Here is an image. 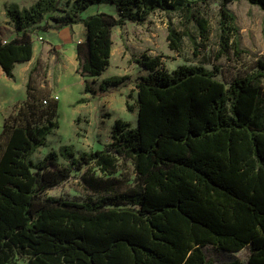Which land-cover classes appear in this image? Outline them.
Returning <instances> with one entry per match:
<instances>
[{"label":"trees","instance_id":"1","mask_svg":"<svg viewBox=\"0 0 264 264\" xmlns=\"http://www.w3.org/2000/svg\"><path fill=\"white\" fill-rule=\"evenodd\" d=\"M61 1L5 9L16 32L5 43L0 38V67L7 77H13L16 63L31 59L32 33L42 21L45 30L85 26V38L76 44V72L86 78L108 67L113 28L143 24L152 11H184L203 39L208 36L207 20L189 0H72L63 15L44 20ZM232 1L219 0L223 52L237 36L227 7ZM246 1L264 10V0ZM99 2L114 5L116 13L83 16ZM181 38L168 25L171 50L179 49ZM233 43L238 45L236 37ZM131 61L148 70L135 86L136 126L116 118L104 148L75 158L73 146L63 144L38 162L32 155L46 145L57 122L32 123L38 98L30 85L35 66L29 69L25 100L4 119L0 133V264H212L202 250L207 244L230 252L249 247L245 262L221 264H264V61H257V72L229 81L202 65L168 72L159 56L143 53ZM127 78L112 75L97 88L107 92ZM89 85L84 93L94 94ZM125 107L133 109L128 101ZM121 162L132 165L133 184L115 176ZM89 164L103 175L83 172L80 178L99 198L48 196L47 190Z\"/></svg>","mask_w":264,"mask_h":264},{"label":"rangeland","instance_id":"2","mask_svg":"<svg viewBox=\"0 0 264 264\" xmlns=\"http://www.w3.org/2000/svg\"><path fill=\"white\" fill-rule=\"evenodd\" d=\"M36 0H0V33L11 30V21L5 16V9L9 5H16L20 9L27 8ZM72 0H62L59 9L50 15H63L69 8ZM191 8L207 20L208 36L203 39L195 23L189 21L184 11H152L143 24L129 22L122 28L115 27L112 31V57L113 64H118L120 75H127L125 83L119 87L109 89L107 92L98 90L101 76L89 77L79 75L76 60V46L74 41L69 42L63 29H43L44 21L35 27L32 40L36 47V59L33 62L31 86L34 87L38 107V115L32 119L33 124H42L44 118L57 122V127L47 135L46 145L38 148L32 155L35 162L48 151H58L63 144L74 148V157L81 152H90L102 149L110 141L114 119L128 121L131 126H136L137 108L136 82L148 73L131 61L143 53L152 57L159 56L161 65L168 72L179 65H202L210 70H215L216 77L221 81H229L233 75L255 73L258 70L257 61H264V10L246 0L232 1L227 7L235 16L237 36L229 39L230 47L223 52L221 46L219 22V0H189ZM116 13L114 5L99 2L91 5L83 12L84 15L97 12ZM168 25H172L182 34L181 45L178 50H171L168 46ZM42 37V42L37 37ZM237 38L235 46L233 39ZM32 66V67H33ZM17 82L20 75L16 71ZM0 79V133L3 121L10 114H14L24 102L25 97L10 83ZM88 82L94 94H85L83 86ZM262 87L260 100L264 110V76L260 78ZM130 95V96H129ZM22 97V98H21ZM79 98L84 101L78 102ZM128 101L133 109L128 111L125 103ZM55 105L51 114L50 106ZM44 117L41 112L46 111ZM61 164L67 161L59 157ZM130 162H121L115 176L125 183H132L134 175ZM83 172H92L102 176L103 173L93 164L80 170H73L69 178L59 185L47 190L48 196L63 197L67 200L81 202L92 201L99 195L84 188L80 175ZM205 258L212 264H221L228 260L246 261L250 254L249 247L245 246L238 252L222 250L213 244L202 247Z\"/></svg>","mask_w":264,"mask_h":264},{"label":"crops","instance_id":"3","mask_svg":"<svg viewBox=\"0 0 264 264\" xmlns=\"http://www.w3.org/2000/svg\"><path fill=\"white\" fill-rule=\"evenodd\" d=\"M98 10H103V8H98ZM88 15L89 14H87V15L83 14V16H88ZM10 29L11 30L8 29V30H5L3 33H0V38L1 39H5V38L9 39L10 37L14 36L15 33H16L14 28L12 27ZM62 29H63V32L65 34L64 36L65 37H69V42L71 43V42L74 41V46H76V44L78 42L82 41L85 38V35H86V28L81 23L73 24L71 26L68 25V26L62 27ZM114 29L115 28H113V30ZM39 42H42V40L39 41ZM35 51H36V47H35V43H33V50H32L31 59L26 61V62H24V63H19V64L16 63L15 67H13V71H12L13 72V77L12 78L7 77L5 75V73L2 71L1 67H0V79L5 81V82H7L8 80L13 81V83L10 82V83H12L10 85L12 86L13 89H17L20 92V94H22V97H26L25 84H27L28 71L33 66V62L36 59ZM112 53H113V50L111 48L110 57H109V65L102 72V74H100L101 80H103V79H105V78H107L109 76H112V75L120 76V73H119L118 67H117L118 64H113V62L111 60ZM75 70H76V68H75ZM16 71H18V73L20 75V80H19L20 82L19 83L17 82ZM117 86L111 87L110 89L115 88Z\"/></svg>","mask_w":264,"mask_h":264},{"label":"built area","instance_id":"4","mask_svg":"<svg viewBox=\"0 0 264 264\" xmlns=\"http://www.w3.org/2000/svg\"><path fill=\"white\" fill-rule=\"evenodd\" d=\"M37 41H41L42 40V37L41 36H39V37H37V39H36ZM7 41V38H5V39H2V43H5Z\"/></svg>","mask_w":264,"mask_h":264}]
</instances>
